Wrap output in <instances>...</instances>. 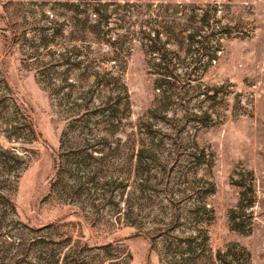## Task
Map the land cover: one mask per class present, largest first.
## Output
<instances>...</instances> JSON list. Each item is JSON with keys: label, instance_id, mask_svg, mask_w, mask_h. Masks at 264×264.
<instances>
[{"label": "rangeland", "instance_id": "rangeland-1", "mask_svg": "<svg viewBox=\"0 0 264 264\" xmlns=\"http://www.w3.org/2000/svg\"><path fill=\"white\" fill-rule=\"evenodd\" d=\"M155 28L173 31L163 81ZM0 71L39 133L0 199V264H212L229 246L264 264V0H0Z\"/></svg>", "mask_w": 264, "mask_h": 264}, {"label": "trees", "instance_id": "trees-1", "mask_svg": "<svg viewBox=\"0 0 264 264\" xmlns=\"http://www.w3.org/2000/svg\"><path fill=\"white\" fill-rule=\"evenodd\" d=\"M204 20V17L202 18ZM103 19L98 16L95 23H90L88 32L85 34V29L82 28L79 33L82 38L86 37L88 34H93L95 37L97 35L95 31L100 32L99 28L103 25ZM87 22V21H85ZM91 31V32H90ZM88 33V34H87ZM173 31H160L159 29H153V32H147L146 34V51L150 53H156L159 56V61L156 66L166 69L161 72L162 81L166 80L167 77H173L172 71L175 69L169 68L172 58H168L166 53L168 52L166 44L170 42L171 35ZM152 34V35H151ZM192 34V33H190ZM188 35L189 37L191 35ZM163 35L166 37L162 40ZM155 56V55H154ZM170 69V71H168ZM95 85L98 87H104L107 85L106 79L103 75L100 76L95 72ZM169 82V80H167ZM126 90L125 86L123 85ZM0 131L4 133V138L13 143H20L22 151L25 153L19 154L16 146L4 147L0 144V199L4 200L6 203L11 204V199L8 194L9 191L13 189L14 183L18 178L22 169L26 168L33 152L31 147H29L33 142H35L39 133L35 127L32 117L24 109L21 108L16 99L13 98L10 93V87L8 85L7 79L4 74L0 71ZM91 147V144L85 143L82 146L83 149ZM254 178L251 173H249L248 178L244 179L242 176L234 180V185L238 188L239 197L237 204L230 208L229 210V221L232 229L238 232H248L251 230L252 222L251 216L252 212L247 210L252 207L254 203ZM3 190V193L1 194ZM5 191V192H4ZM12 205V204H11ZM14 209V207H13ZM21 244L18 243L17 246ZM117 255L121 252L115 250ZM37 259V264H45L46 262H41L44 260L43 254H38L35 257ZM31 258L28 256V252L23 250H15L11 256H9V264H20V261H28V264H35V262H29ZM212 264H250V256L244 247H231L229 246L224 251H217Z\"/></svg>", "mask_w": 264, "mask_h": 264}]
</instances>
